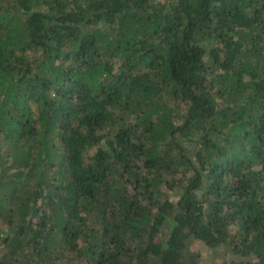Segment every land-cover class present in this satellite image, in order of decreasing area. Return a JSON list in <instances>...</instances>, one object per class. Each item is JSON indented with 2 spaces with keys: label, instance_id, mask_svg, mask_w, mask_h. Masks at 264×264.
<instances>
[{
  "label": "trees",
  "instance_id": "1",
  "mask_svg": "<svg viewBox=\"0 0 264 264\" xmlns=\"http://www.w3.org/2000/svg\"><path fill=\"white\" fill-rule=\"evenodd\" d=\"M264 264V0H0V264Z\"/></svg>",
  "mask_w": 264,
  "mask_h": 264
},
{
  "label": "rangeland",
  "instance_id": "2",
  "mask_svg": "<svg viewBox=\"0 0 264 264\" xmlns=\"http://www.w3.org/2000/svg\"><path fill=\"white\" fill-rule=\"evenodd\" d=\"M189 253L193 256L191 264H221L233 259L225 246L212 249L197 240L189 246Z\"/></svg>",
  "mask_w": 264,
  "mask_h": 264
}]
</instances>
